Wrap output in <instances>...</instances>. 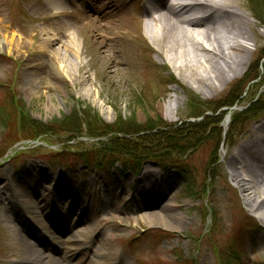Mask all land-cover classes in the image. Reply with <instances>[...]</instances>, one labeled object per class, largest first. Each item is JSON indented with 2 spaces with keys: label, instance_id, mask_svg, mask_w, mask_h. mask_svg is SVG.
Instances as JSON below:
<instances>
[{
  "label": "rangeland",
  "instance_id": "374dc122",
  "mask_svg": "<svg viewBox=\"0 0 264 264\" xmlns=\"http://www.w3.org/2000/svg\"><path fill=\"white\" fill-rule=\"evenodd\" d=\"M47 1L0 0V99L9 90L41 127L37 138H25L13 115L0 128V264L18 261L23 234L38 246L29 233L35 228L49 230L47 243L61 253H46L40 264L79 245L88 264H264V248L252 245L257 215L228 166L234 146L264 118L263 2L231 0L257 47L250 45L243 72L224 85L190 46L183 59L157 52L148 33L157 30L148 20L153 11L143 2ZM214 35L231 40L222 30ZM207 119L205 129L170 136L166 150L138 132ZM59 120L65 124L53 126ZM125 123L135 128L118 134ZM145 185L157 189L149 198L141 194ZM25 207L36 217L23 231L13 213ZM156 214L169 226L146 221ZM76 231L79 241L70 243Z\"/></svg>",
  "mask_w": 264,
  "mask_h": 264
},
{
  "label": "bare ground",
  "instance_id": "6f19581e",
  "mask_svg": "<svg viewBox=\"0 0 264 264\" xmlns=\"http://www.w3.org/2000/svg\"><path fill=\"white\" fill-rule=\"evenodd\" d=\"M136 1H143V4L146 5L145 8L148 7L153 11L148 20L154 22L152 26L157 30L150 29L148 33L150 39L155 44L160 45L161 49H157V52L164 53V51H169L172 59H183L182 56L186 54V47L190 46L194 52V56L198 52L203 54L204 62L213 68L212 78L216 79L218 83L227 85L235 73L241 74L243 72V69L240 68L241 63H246L254 51L250 45L252 44L255 48L257 47V39L252 40L248 35V28L250 26L248 20L238 12L235 3L231 0H173L172 4L168 3L167 0L165 5L160 0ZM47 4H51L50 0L47 1ZM219 30L227 33L229 35L227 39L230 38L231 40L221 41L220 37L214 35ZM251 36L255 37L252 33ZM222 42L226 43L227 47L223 46ZM47 43L52 44L53 42L52 40H48ZM73 48H75L73 53L78 54L76 45H73ZM54 53L57 55V52ZM62 56L65 57V54L63 53ZM57 58L58 60L63 59L59 58L58 55ZM220 108L215 110L208 109L207 111H211V114H214L218 113ZM221 109L224 110L223 108ZM206 121L200 120L195 123L190 122V124L196 126ZM258 124L257 126H253V128L251 127L249 131H246L244 140L234 146V151L230 154L228 160V166L230 167V179L240 190L245 207L257 215V220H255V224L253 225L255 229L252 230L258 231L260 236L258 239H252V245H256L257 248H264V118ZM145 173L147 176L143 177V179L151 182V179H153L152 175L149 171ZM140 188L142 190L141 194L147 196V198L151 197L154 191H157L154 187L146 190V185ZM16 207L15 203L10 204V209L13 212L17 209ZM164 207L170 209L169 205ZM26 210L28 209L25 207L21 210V213H13L17 224L23 231L27 230L26 224L31 225L33 228L35 227V213L31 212L28 215V213H24ZM22 213L29 216L30 219H27L26 215H22ZM82 219L78 218L73 223L71 220H68L66 223H63L65 229H71L81 222ZM145 219L146 221H151L152 224L155 223L164 227L169 226L166 218L161 214H156L153 217L146 216ZM60 221L64 222L66 218L62 217ZM47 226L59 233L66 231L58 229L59 225L56 222L48 223ZM35 230L34 232L29 229V233L32 238L37 239L35 242L43 249V252H40L39 247L29 242L26 235L23 234L20 240L23 243L22 250L19 254H13L18 260L15 264H40L45 258H48L45 256L46 253H53L55 256L57 253L61 254L60 249H57L55 246L50 247L47 243L50 236L46 233H49V230L45 229L46 233L42 229L38 230L35 228ZM80 230L82 233L85 232L82 228ZM81 232L76 231L75 238L71 237L69 242L72 243L73 240L74 242H78ZM64 244V240L55 241V245H59V247H62ZM79 247L81 245L75 246V248L70 246L68 247L69 252L65 251L60 259H56L54 256L49 259L52 264H69L68 262L74 259L75 253H77L75 258L76 264H88L84 259V253L87 249L84 246L82 248Z\"/></svg>",
  "mask_w": 264,
  "mask_h": 264
},
{
  "label": "trees",
  "instance_id": "16d2710c",
  "mask_svg": "<svg viewBox=\"0 0 264 264\" xmlns=\"http://www.w3.org/2000/svg\"><path fill=\"white\" fill-rule=\"evenodd\" d=\"M257 1L263 2L262 6H264V0H255V2H257ZM250 4H252V2H250ZM257 10H258L257 12L260 13L261 10L260 9H257ZM262 14H264V10H263ZM261 58H264V56ZM6 93L7 94L4 95V97L2 99H0V128L7 129L8 124L13 120V115H15L16 116L15 120L17 121L19 129L22 132L23 136L25 138H28V139L37 138V136H39V133H40L39 131L41 130L40 125L38 123H34L33 121L30 120V118L28 116L27 109L20 99H16L15 95L13 93H11L9 90ZM197 102H198V104H202V102H200V101H197ZM233 104L234 103L229 104V105L224 104V105H222V107L227 106V108H229ZM260 104H261V102H260ZM255 105L256 104L252 105L251 107H254ZM208 120L209 119H207V121L205 123H202V124H199L196 126L192 125L190 123H188L187 125L183 124L182 126L175 128V129H173L171 126H169V127H171V129L167 128L166 125L159 126V127L154 128V129H150L147 126H144V127H141L144 130H140L138 132L142 135V137H140V138L149 139V140L154 139L155 140L154 142H156V143L161 142L160 145H163V148L161 150H166L167 149L165 147L166 140H168L170 138V136H172L173 134L179 135L180 133L183 134L185 132H190L192 129H204V128H206V126L210 122ZM63 124H65V123L61 122V120L53 121V126H55V127H62ZM74 126H76V125L74 124ZM134 128H135L134 124H131V123L126 124L125 123L124 125H122V127H120V129H118L117 133L118 134H120L119 132L122 133L123 129H130L131 130ZM154 130H156L155 133H153ZM162 130H165L166 132H162ZM113 132H116V131L113 130ZM135 133L136 132H134L132 134H135ZM124 135H126V134H124Z\"/></svg>",
  "mask_w": 264,
  "mask_h": 264
}]
</instances>
